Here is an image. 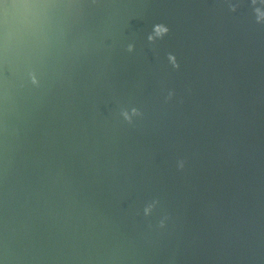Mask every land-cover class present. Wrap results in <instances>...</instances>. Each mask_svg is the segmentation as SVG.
Instances as JSON below:
<instances>
[{
    "label": "water",
    "instance_id": "obj_1",
    "mask_svg": "<svg viewBox=\"0 0 264 264\" xmlns=\"http://www.w3.org/2000/svg\"><path fill=\"white\" fill-rule=\"evenodd\" d=\"M0 264H264V0H0Z\"/></svg>",
    "mask_w": 264,
    "mask_h": 264
}]
</instances>
